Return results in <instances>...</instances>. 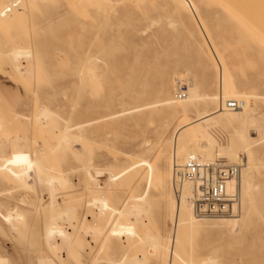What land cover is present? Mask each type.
Instances as JSON below:
<instances>
[{
    "label": "rangeland",
    "instance_id": "rangeland-1",
    "mask_svg": "<svg viewBox=\"0 0 264 264\" xmlns=\"http://www.w3.org/2000/svg\"><path fill=\"white\" fill-rule=\"evenodd\" d=\"M236 2H241V17L227 12ZM12 19L0 26V264H92L94 258L96 264H115L113 260L126 252L121 245L127 247L147 233L164 244L172 232L169 201L176 204L183 191L174 184L185 144L177 131L189 133L193 127L186 124L209 114L214 120L202 126L210 141L201 134L191 137L196 144L209 143L217 153L236 144L237 158L229 163H241L243 172L248 161L258 163L251 176L253 189L242 200L239 188L230 202L238 204L233 213L205 217L193 207V216L203 225L183 233L180 241L173 234L168 239L179 245L187 264L211 259L220 264H264V0H35L30 11L22 10ZM14 45L33 49V56L41 59L34 71L18 74L11 69L5 54ZM164 86L167 93H161ZM192 87L211 98L221 91L227 96L250 94L248 113L257 123L242 127L238 120L228 121L218 101L188 102ZM169 98L176 103L165 102ZM41 109L48 110L47 118L38 117ZM49 120L55 123L47 126ZM80 122L82 130L73 126ZM54 125L51 143H59L63 125H72L70 133L77 140L61 168L67 184L74 186L64 189L54 182L52 204L43 169L34 164L31 178L27 175L22 183L24 190L17 191V179L11 181L15 189L6 190L10 140L22 137L24 151L30 154L35 146L42 149L46 134L38 129ZM241 144H247L248 152H242ZM217 159L225 160L207 161ZM87 173L97 179L98 188L112 177L109 202L122 211L109 223L110 211L105 212V230L91 252L86 244L92 235L79 230L86 215L99 211L88 204L89 195L83 191ZM143 193L151 195L148 205L143 202L147 209L131 211L137 204L133 200ZM54 206L68 212L60 219L71 236L63 246L57 245L59 237L50 242L46 237L47 216L55 213ZM15 207L26 212L43 209L27 212L18 232L2 218L7 208ZM221 218L238 219V231L231 226L213 228L211 223ZM69 219L75 222V233ZM143 243L137 250L152 256V244ZM165 256L149 257L144 264H164Z\"/></svg>",
    "mask_w": 264,
    "mask_h": 264
},
{
    "label": "bare ground",
    "instance_id": "bare-ground-1",
    "mask_svg": "<svg viewBox=\"0 0 264 264\" xmlns=\"http://www.w3.org/2000/svg\"><path fill=\"white\" fill-rule=\"evenodd\" d=\"M70 1H72V0H70ZM78 1H82V0H78ZM91 1H93V0H89V2H91ZM238 1H240V0H238ZM83 2H85V1H83ZM226 2H228V1H226ZM226 2L224 1L225 5H226ZM230 2H229V4H230ZM241 2H240V4H241ZM34 3H35V0H0V26H7L9 20L12 18L17 20L18 17L21 16V11L25 10V9L27 11H30V7ZM220 4H221V2H220ZM240 4H239V2H236V7L239 6ZM230 6L231 7L228 6L227 12H229L232 16H235V14H237L238 17H241V15H239V13H238L240 11L238 9V7H237V9H236V7L234 8L233 4H231ZM239 8H240V6H239ZM237 10H239V11H237ZM246 10H248V9H246ZM237 16H236V18H238ZM32 50L30 48L27 49L24 47H19L17 45H14L10 51L6 52L5 56L9 57L8 60H9V64L11 66V69L16 71L18 74H21L24 71L26 73L34 71L38 65V62L41 59L35 58L33 56ZM23 59H25V61ZM167 92H168V87L164 86L161 89V93H167ZM250 98H252V96L248 93L233 92L232 96H227V95H224L223 91H221V93L218 96L213 95L211 98L207 95H204V96L200 95L198 93L197 88L192 87L191 89H189V97H188L187 101L188 102H198L200 100L209 99L210 103H212V104L215 103L216 101H218V105H220L222 103L223 108L221 109V111H225L223 113L225 115H227L226 117H227L228 121L229 120L230 121L231 120H238L241 122L242 127H244V126H252V125H255L257 123V121L248 113V101L247 100ZM239 99H241V100H239ZM185 100L186 99H184L183 101H185ZM232 101L242 102V107L240 109H236V110L228 109V103L232 102ZM165 102L169 103L170 105H174L176 103L175 101H173V98L166 99ZM182 107L185 110L186 106L183 105ZM47 111H48L47 109H41L40 112H42V113L38 117L44 116L43 118H47L49 116ZM229 115H231V117ZM211 120H214V118L211 116V114L206 115V116H199L192 123L186 124V126L191 125L193 127L189 133L181 134L182 133L181 130L177 131V132H180L179 133V135H181L180 139L182 141H185V144L182 145L180 148L179 159H181V161H178L179 159H177V161L180 162L179 163L180 165L187 158L192 157V156H199L200 158H202L204 160H213L216 157H220V158H224L226 161L228 160V162L231 160H235V158H237L238 148L236 147L237 146L236 144H235L236 146L234 145V143L232 144V146L229 145L227 147L220 148L218 150L219 153H217V151H214L212 146L209 143L204 145V146L202 144L201 145L196 144V139H193L194 136L191 137V135H195V134L200 135L201 134L202 138H205L207 141H210V136L206 131L203 130L202 124L208 123ZM36 122L39 123L40 118H37ZM54 123H55L54 120H49L46 124L48 126V125H52ZM82 124H84V122L74 124L73 126H76V127L78 126L77 128L79 130H82L84 128L82 126ZM71 127H72V125L71 126L63 125V127L59 130V136H60V139L58 141L59 143H55V144L51 143L52 137L50 138V135H53V133H55L54 129L57 128L55 125L51 130H48V127H45V128L42 127L41 129H38V130H40V131H38L39 134H42V135L46 134L44 139L42 140V145H41L42 149H38L37 146H35V148L33 149V151L30 154H27L24 151L25 147H26V144H25L26 142L22 137L16 136L12 140H10V143H9L10 147H9V150H7L8 152H10V155L8 156V163L4 166L5 179H6V181H5L6 182V190L15 189V188H13V185L11 184L12 179H17L19 181V184L17 185V191L19 190V193L21 190H24V185L22 183H24L26 181L24 178H28L27 175L31 178L30 175L33 174V165L34 164L40 165L43 169L42 170L43 176H44L43 182H45V184H47L49 186V192H50L49 195H50V200H51L52 204H53V200H54V196H55L54 190H53L54 189V182L57 181L58 184L63 185L64 189H70L71 187H73L74 185L70 186L67 184L68 183L67 177L66 176L64 177L63 175H61V172H63V170H61V168L63 167V164L65 163V160L67 159L66 155L69 154L70 151L72 152L75 150V149L72 150V147H71L72 142L76 140V139L75 140L72 139L73 138L72 133H70ZM240 135H241V133H240ZM241 138L245 139V137H243V136ZM53 140H55V139H53ZM11 141H12V143H11ZM62 142H64V144H65L64 146L63 145L61 146ZM243 143H244V141L242 142V144ZM76 144L74 142L73 145H76ZM242 144L240 145V147H242ZM240 149L242 150L243 153L248 152L247 144L244 145ZM166 152L168 154H170L169 150H167ZM56 154L58 155L56 157V159H54V158H53V160L49 159L50 155H56ZM175 166H177V165H175ZM257 166H258V163L253 161V160H251V162L248 161V163L245 164V171L244 172L242 171L241 176H240L241 177L240 180H238L239 179L238 178V179L232 180L228 183V192L230 195H234L235 193H237V191L239 190L240 187H241V191H242V193L240 192L242 194V195L240 194L242 200L244 198H246L247 196L251 195V191L253 189L251 176L253 173V169ZM95 170L97 171V169H95ZM42 172H41V174L38 175L39 177L42 175ZM101 173H103V172L102 171L97 172L98 175H101ZM91 174L87 173L86 179L84 180L85 182H84V186H83V191H84V193H87L89 195L88 204L89 203L92 204V205L89 204L90 206L97 205L99 207L98 208L99 211L96 214H95V212L90 213V216H88V217L86 215V217L83 218L82 222L79 225V227H80L79 230L80 231L82 230V233L84 232V234H85L87 232V233H90L92 235V239L90 238L91 243L86 241L87 242V244H86L87 250L90 252H91V250H93V248L95 249L97 247V242H98L97 237L99 234H101L105 230L106 226L103 224V216H104L105 212L108 210L110 211L109 217H108V223L116 215H122V211L118 208L112 207L110 202H109L108 195H109V193H111L109 191L113 190V188H112L113 187L112 177L108 182L103 184L102 187L98 188V186H100V185L97 186V184H99V183H97V179ZM92 185L95 187L94 190H92L93 189ZM182 188H183V191L180 192V194H179L180 200H178L176 202V204L173 202L172 199L169 201L168 211L170 213V223H171L172 232L170 230V232L168 233V237L166 239V242L163 244L160 242V238L158 236L151 237L149 235V233H147L144 235V238L142 240L132 242L127 247H123V245H121L122 246L121 250L125 249L126 252L121 257L115 258L113 260V262L115 264H144L149 257L154 256V258L156 257V259H159L162 255H166L165 260H164V264H187L186 260L183 257V254L179 250V245L178 244L171 245V241L168 238L170 236H172V234H173L174 240L180 241L183 233L188 232V231H192V229L194 227H196L197 225L199 226V225H203V224L201 222H199V220H196L197 218L193 216V200L192 199H193L194 185L190 182H187V183H184L182 185ZM182 188H181V190H182ZM100 189L105 191V193L104 192L100 193V191H99ZM10 194H11V192H10ZM150 196H151L150 193H143L142 195L137 196L136 200H133V201L137 202V204L131 205L129 207V209L131 211H135V212H137L139 210L145 211L147 209L148 201H150ZM130 199H132V197ZM8 201L9 200H7V202ZM254 201L255 200L252 198L251 202H254ZM143 202H146L147 205H143ZM21 203H19V204H21ZM48 207H50V205ZM94 207H96V206H94ZM237 207H238L237 203L232 204L233 211H235V209ZM14 209H15V213L11 212ZM14 209L13 208L12 209L7 208L5 210L6 212L3 213L2 218H4L5 224L8 226V228L12 229L11 231H13V229H17V231L20 232L22 230V228H24V224L26 223L25 214L27 212L30 213L32 211L35 214H38L39 212L42 211L43 208L42 209L41 208L32 209V210H29L27 212L24 211L22 208H18V207H15ZM55 209H56V207H55ZM62 209L60 210L57 208L55 210V213L53 212L50 215H48L47 216V223L45 226L46 237H48L49 242H50V240L53 241V240L57 239L58 237L61 239V243H59V242H58L59 244L56 243L58 246L59 245L63 246L65 244H69L70 237H71V236L69 237L68 232L65 229H63V227L60 226L61 225L60 219L63 220V216H65L68 213V212H66V214L63 213ZM139 212H141V211H139ZM213 216H218V215H213ZM88 218H91L92 220L93 219L94 220L91 221V220H88ZM31 219H32V217H31ZM65 219H66V217H65ZM69 221H70V223H69L70 226H72L71 228H73L72 231L75 233V231H76L75 225H74L75 222L72 221V219H69ZM238 225H239V220L238 219H232V218H221V219L216 220L215 222L211 223V226L213 228L214 227L215 228H225V227L227 228V227L231 226L233 231H238ZM80 231L78 234H80V236H82V238L85 239L84 234L80 233ZM88 235L89 234H87V236ZM91 235H89V236H91ZM149 239H150V241H149ZM147 240H148V243L152 244L150 246L154 250V254L153 255L150 254L152 256H149V254L147 255V252H145L144 254H141L140 250H137V246L142 244V241H144V243H146ZM144 243H143V245H144ZM93 244H94V246H93ZM140 247H142V246H140ZM147 247H149V245ZM148 253H149V251H148ZM92 260H93L92 264H96L97 259L94 258ZM3 261H6V260L4 259ZM2 263H4V262H2ZM203 263H206V262L203 261ZM203 263H201V264H203ZM206 264H220V261L218 259H214V260L211 259V260L207 261Z\"/></svg>",
    "mask_w": 264,
    "mask_h": 264
},
{
    "label": "built area",
    "instance_id": "built-area-1",
    "mask_svg": "<svg viewBox=\"0 0 264 264\" xmlns=\"http://www.w3.org/2000/svg\"><path fill=\"white\" fill-rule=\"evenodd\" d=\"M179 97L182 98L183 94L180 93ZM241 107L240 101L228 103V109L231 110ZM242 169L241 163H229L222 159L207 161L199 156H192L175 166L174 184L178 189L187 182L194 185L192 200L196 214L225 215L229 211L235 212L232 209L234 203H230L235 200V194H229L228 183L238 179Z\"/></svg>",
    "mask_w": 264,
    "mask_h": 264
}]
</instances>
